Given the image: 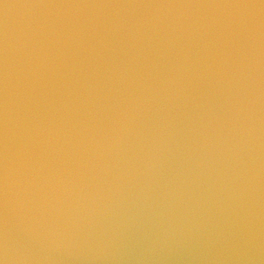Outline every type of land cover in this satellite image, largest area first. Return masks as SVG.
I'll return each mask as SVG.
<instances>
[{
	"label": "clouds",
	"instance_id": "clouds-1",
	"mask_svg": "<svg viewBox=\"0 0 264 264\" xmlns=\"http://www.w3.org/2000/svg\"><path fill=\"white\" fill-rule=\"evenodd\" d=\"M264 0H0V264H264Z\"/></svg>",
	"mask_w": 264,
	"mask_h": 264
},
{
	"label": "water",
	"instance_id": "water-1",
	"mask_svg": "<svg viewBox=\"0 0 264 264\" xmlns=\"http://www.w3.org/2000/svg\"><path fill=\"white\" fill-rule=\"evenodd\" d=\"M254 259L264 261V247H261L257 250V252L254 254Z\"/></svg>",
	"mask_w": 264,
	"mask_h": 264
}]
</instances>
